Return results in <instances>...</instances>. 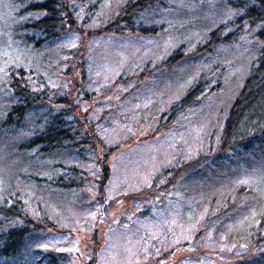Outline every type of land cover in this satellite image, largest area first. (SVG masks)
I'll list each match as a JSON object with an SVG mask.
<instances>
[{"label": "rangeland", "instance_id": "374dc122", "mask_svg": "<svg viewBox=\"0 0 264 264\" xmlns=\"http://www.w3.org/2000/svg\"><path fill=\"white\" fill-rule=\"evenodd\" d=\"M124 1L100 0V11L91 16V26L86 28L103 23L106 14H113ZM166 2L157 21L148 22L158 28L162 22L157 35L141 38L127 32L111 33L90 42L86 32H78L85 30L79 26L81 19L94 10L87 9L90 3L76 1L77 29L64 30L50 42L52 52L41 54L23 47L17 36L25 33L19 29L27 21L41 17L44 11L25 9L28 1L0 0V202L11 201L18 193L33 204V210L47 213L46 223L29 213L33 224L28 228L39 224V229L35 236L27 237L19 254H0V264H264V227L248 232L250 225L264 216V151L257 147L238 161L239 155L227 150L212 161L216 149L212 152L209 147V139L217 142L228 106L240 86L243 72L239 64L245 63L252 49L248 39L215 49L212 60L219 57L221 65L226 60V71L211 75L215 79L209 84L213 91L207 92L209 97L172 120L167 119L171 106L185 96L200 70L193 59L186 57L150 82L139 81L133 74L128 82L114 80L128 59L142 58L141 45L148 44V53L161 58L178 41L191 39L193 46L202 27L215 26L214 18L219 22L228 18L227 12L219 11L220 0ZM92 43L96 53L88 71L99 91L88 84L86 91L96 93L86 101L78 94L76 64L82 49L90 51ZM57 55L61 60L54 59ZM49 56L54 60L37 73L54 90L56 99L63 98L66 103L38 105L31 116H46L49 109L52 115L66 111L64 120L72 129L68 130H80V136L88 135L86 141L91 136L96 152L86 149V159L77 163L85 172V181L76 191H63L55 184V164L64 160L52 156L41 159L31 150L22 152L20 146L29 140L27 131L33 129L34 118L27 119L29 128L23 130L3 124L10 103L9 70L22 64L28 67L35 57L40 67L42 57ZM206 56H198V64ZM235 60L239 64L235 65ZM73 68L77 72L67 76ZM211 69L212 65L208 66V71ZM139 98L143 99L130 104ZM151 107L158 110L153 113ZM69 157L66 161L70 164ZM191 158L194 162H180ZM105 166L109 175L103 182ZM182 170H186L184 175ZM210 211L212 221L216 220L201 223L200 218ZM55 218L65 219L49 227V220ZM245 233L250 240L243 241Z\"/></svg>", "mask_w": 264, "mask_h": 264}, {"label": "trees", "instance_id": "16d2710c", "mask_svg": "<svg viewBox=\"0 0 264 264\" xmlns=\"http://www.w3.org/2000/svg\"><path fill=\"white\" fill-rule=\"evenodd\" d=\"M15 1L18 3L21 1H23V3L27 1L30 2L25 8L27 10H38L41 8L44 11L41 17L27 21L19 29L24 30L25 33L17 36V40H20L23 47H26L28 50L30 49L34 53L40 51L42 54V51L48 53L52 52L50 42L61 36L64 30L67 29V31H71L73 28L77 29L76 22L78 23L77 17L79 7L76 5V1L87 5L90 3L87 9L89 11L92 9L94 10L93 13H89L81 19L79 26L84 27L85 30H80V32H78L81 35L86 32V38L91 39L90 42H92V39L111 33L127 32L130 35H140L141 38L157 35L162 29V22H159L161 24V28L159 27L160 30L156 25H149L148 22L157 21L155 20L156 17H160V11L167 6L166 1L168 0H125L124 3H120L118 9L113 14H106L108 18H106L103 23L92 29H87L86 25L91 26V16L95 15L96 11H100V9H98L100 0L96 3H92V0ZM220 1L222 2V7L219 11L227 12L226 15L228 18L220 22L219 18H217V20L214 18V20H212V22H215L214 27H202L201 36L193 46L190 45L191 39L178 41V44L173 50L170 49L169 52L163 53V56L160 58L159 55L148 53L150 47L145 43L140 47L142 58L139 60L138 58L136 60V57L128 59V63L124 67H121L114 80L115 82H128L131 74H133L139 77V81L147 79L150 82V80L160 77V71L172 70L186 57L193 59L197 63L196 67L200 70L192 81L189 89H187L185 96L179 98V102L176 106H171L167 119H174L179 113H187L184 111L195 106L201 99L206 98L208 96L207 92H213L212 86H209V84H211V81L215 78H212L211 75H217L226 71L225 69L227 68L224 64L226 60L222 65L220 64L219 57L214 56L212 60L215 49L219 45H230L236 41L238 42L241 38L245 40L248 39L249 46L252 47L248 52V59H245V63L241 64H239V60L237 63L236 60L234 61L235 65H240V70L243 72L240 86L236 89L231 104L228 106L222 122V129L218 132L219 134H217V142L214 143L215 146H213L214 138L209 139L210 143L212 141V146L209 144V147H212V152L216 149V152H214L215 157L212 161L218 160L217 156L221 157V153H227V150L239 155V161L242 158H246L250 152V154H252L257 147H260L264 151V28L260 27L261 21L264 20V0ZM245 5H247V7H245ZM241 8L244 9L243 14H233ZM64 11H67L65 18L62 16ZM153 13L157 15L155 16ZM65 21L67 22V26H65ZM196 43L198 44L196 45ZM90 47L88 46V49H91L90 51L81 48L83 52L80 53L76 64L79 77V86H77L78 94L80 97L83 96L86 101H89L90 97L96 93V90L93 89H99L97 83L95 84V82L91 81L88 71L90 60L96 53L95 44H90ZM146 47L147 49H145ZM190 48L191 50H188ZM99 49L101 48H98L97 51ZM62 52L63 49L61 55ZM74 53L75 52H73V54ZM61 55H57L54 59L59 60ZM198 56H200V58L206 56L205 59L201 61V65L198 64ZM37 59L38 58L35 57L34 61L30 64L24 63L28 65V67H24L22 64L19 68L9 70L6 83L8 84V99L10 103L5 113L3 124L6 128H21L23 130L29 128L27 119L30 120L34 118L36 120L33 127L34 130L28 129L27 133L30 134V138L26 143L20 146L23 147L22 152L31 150L33 154L37 153L38 156L40 155L41 159L52 156V158L57 157L58 160H64V163L58 161L57 164H55L56 168L54 175L57 176L55 184L60 186L63 191H76L84 185L85 181V172L77 163L86 159L83 154L86 149H93L94 152H96L94 141L90 140L91 136L88 138L89 140L86 141L85 139L88 135L84 134V136H80V130L74 129L70 132L72 129L69 127L67 128L64 120L67 116L66 111H58L56 114L52 115L51 109H49L50 111H46L45 113L47 114L46 116H31L35 113L34 109L38 105L41 107L44 103H54L57 105L62 102L66 103V100L63 98H59V100L56 99L54 90L47 86L44 82V77L37 73L38 69H47L48 62L54 59H52L51 56L42 57V61H40L42 65L40 67L36 66L40 65L37 64ZM62 61L64 63L65 59L62 58ZM211 65L212 69L208 71V66ZM74 72L73 68L71 71L68 70L66 75H73ZM90 83L93 88L91 94L86 91V88L90 87L88 86ZM216 83L218 84V82ZM41 85H43V87H41ZM124 86L125 85H123V87ZM98 89L97 91H99ZM101 91L103 90H100V92ZM142 99L143 98L132 99L130 104ZM151 110L154 113L158 109H153L151 107ZM49 114H51V116ZM23 121L25 122L23 123ZM95 138L98 139V136L95 135ZM244 153H247L246 156ZM68 154L71 156L69 157L72 161L70 164L66 161ZM193 160L194 158H191L183 161L180 160V162L191 163L194 162ZM213 166H216V164H213ZM217 167H219V165H217ZM185 171L186 170L181 171L182 175H184L183 173H185ZM108 173V168L105 166V168L102 169L101 180L103 182L107 179ZM15 195L17 197L11 201L5 199L6 201L0 202V227L2 228L3 224L9 225V223L15 222L14 226L2 228L3 231H0V254L3 257L19 254L27 242V237L30 235L35 236L34 234L36 233H34V231H37L40 226H38V224L34 225L32 229L28 228L29 224H33L31 222L33 219L30 218L29 213L32 215L35 214L34 216L37 217V219L46 223L45 220L47 215L45 214L47 213H45L43 209L38 208L37 211L35 209L33 210V204L30 201L21 199V194L16 193ZM211 205L212 202H210V205L208 204V207L212 209ZM211 211L204 214L199 221L203 224H212L216 219L212 221ZM219 216L221 215H218V217ZM64 219L65 218H61L58 220L55 218L52 219V221L48 219L50 223L49 227L54 226V221L63 222ZM21 221L24 222L20 224L19 222ZM263 227L264 216H260L256 219L254 225H250L248 232L255 229L260 230ZM247 238L250 240L251 237L246 233L243 234V241ZM237 241L238 240H236V242Z\"/></svg>", "mask_w": 264, "mask_h": 264}, {"label": "snow or ice", "instance_id": "6c2138e0", "mask_svg": "<svg viewBox=\"0 0 264 264\" xmlns=\"http://www.w3.org/2000/svg\"><path fill=\"white\" fill-rule=\"evenodd\" d=\"M245 7H247V5H245ZM230 11H232V10H230ZM244 13V9L243 8H241V9H239L238 11H236V12H234L233 14H235V15H239V14H243ZM260 27H262V28H264V20H262L261 21V25H260ZM69 46H71V45H69ZM41 87H43V85H41ZM91 215H95V213H91ZM40 247H46V245H40ZM59 251H65V249H58Z\"/></svg>", "mask_w": 264, "mask_h": 264}]
</instances>
